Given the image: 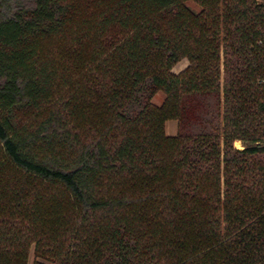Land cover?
<instances>
[{
  "label": "trees",
  "instance_id": "16d2710c",
  "mask_svg": "<svg viewBox=\"0 0 264 264\" xmlns=\"http://www.w3.org/2000/svg\"><path fill=\"white\" fill-rule=\"evenodd\" d=\"M32 246L264 264V0H0V264Z\"/></svg>",
  "mask_w": 264,
  "mask_h": 264
},
{
  "label": "rangeland",
  "instance_id": "374dc122",
  "mask_svg": "<svg viewBox=\"0 0 264 264\" xmlns=\"http://www.w3.org/2000/svg\"><path fill=\"white\" fill-rule=\"evenodd\" d=\"M192 6H194L196 8H200L201 7L196 2H192ZM65 38H68V37L60 36L59 39H57V37L54 39V42H53V45L51 46V49H53L55 51V55H57L59 53L58 50L60 51V44H59V42H61ZM188 65H189V60L187 58H185V59H182L180 62H178L174 66L173 70L178 73V72H181L182 70H184ZM153 100L157 104H162L163 101L165 100V93L163 91L158 92L155 95V97H154ZM178 129H179V127H178V121L177 120H168L166 122V131H167L168 134H170V135L177 134ZM235 145H236V142H235ZM39 260L43 264H54L52 261L47 260L45 258H39ZM36 261H37V258H36V255H35L34 246H32L31 251H30L29 264H35Z\"/></svg>",
  "mask_w": 264,
  "mask_h": 264
},
{
  "label": "water",
  "instance_id": "95a60500",
  "mask_svg": "<svg viewBox=\"0 0 264 264\" xmlns=\"http://www.w3.org/2000/svg\"><path fill=\"white\" fill-rule=\"evenodd\" d=\"M236 146L239 147V148H243L244 147V145H243L241 140H237L236 141Z\"/></svg>",
  "mask_w": 264,
  "mask_h": 264
},
{
  "label": "crops",
  "instance_id": "0c3cea01",
  "mask_svg": "<svg viewBox=\"0 0 264 264\" xmlns=\"http://www.w3.org/2000/svg\"><path fill=\"white\" fill-rule=\"evenodd\" d=\"M178 127H179V124H178ZM175 135V134H174Z\"/></svg>",
  "mask_w": 264,
  "mask_h": 264
}]
</instances>
